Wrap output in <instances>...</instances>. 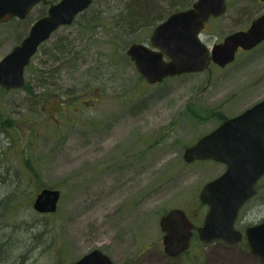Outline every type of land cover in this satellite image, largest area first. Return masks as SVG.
Listing matches in <instances>:
<instances>
[{
  "label": "rangeland",
  "instance_id": "1",
  "mask_svg": "<svg viewBox=\"0 0 264 264\" xmlns=\"http://www.w3.org/2000/svg\"><path fill=\"white\" fill-rule=\"evenodd\" d=\"M132 1L92 0L37 51L22 88L0 90V264H68L95 249L115 264H262L244 243L203 244L196 234L189 251L168 257L159 220L181 209L201 226L199 192L224 166L186 163L184 149L264 99V44L223 69L147 85L126 49L195 0H151L152 23L130 28ZM250 12L264 2L227 0L200 39L210 47L246 28ZM27 24H0V60ZM45 188L60 192L54 213L32 207ZM240 214L242 226L264 220V178Z\"/></svg>",
  "mask_w": 264,
  "mask_h": 264
},
{
  "label": "water",
  "instance_id": "2",
  "mask_svg": "<svg viewBox=\"0 0 264 264\" xmlns=\"http://www.w3.org/2000/svg\"><path fill=\"white\" fill-rule=\"evenodd\" d=\"M42 0H0V24L17 17L24 19ZM264 1V0H262ZM92 0H60L51 5L48 16L38 20L22 42L0 60V87L20 89L24 69L41 42L60 25H70ZM226 11V0H196L191 8L174 12L158 24L149 45L132 43L126 55L138 75L149 85L166 78L203 71L208 59L223 67L232 62L238 48L249 50L264 41V14L250 28L226 36L222 43L207 47L199 33L210 17ZM186 163L212 160L225 165L224 172L201 188L199 201L207 206L197 236L204 244L222 240L240 241L234 227L242 205L255 194V184L264 175V99L241 114L226 119L210 133L184 149ZM60 197L58 190L45 188L32 204L38 213H53ZM163 251L177 257L189 248L194 225L181 209H171L159 220ZM248 251L264 264V221L245 230ZM68 264H115L98 249Z\"/></svg>",
  "mask_w": 264,
  "mask_h": 264
},
{
  "label": "flooded vegetation",
  "instance_id": "3",
  "mask_svg": "<svg viewBox=\"0 0 264 264\" xmlns=\"http://www.w3.org/2000/svg\"><path fill=\"white\" fill-rule=\"evenodd\" d=\"M60 0H42V1H40L39 3H37L31 10H30V12L28 13V15L24 18V19H19V18H17V17H14V18H12L10 21H12V20H17V21H26L28 24H27V27H26V34H25V36L22 38V40L25 38V37H27L28 35H29V32H30V30H31V27L38 21V20H40V19H42V18H45V17H47L48 16V10H49V8L51 7V5H53V4H56L57 2H59ZM227 1V0H226ZM260 2H264V1H262V0H259ZM194 2H192L191 3V5H189L187 8H184V9H182V10H179V11H183V10H186V9H189V8H191V6H192V4H193ZM226 4H227V2H226ZM227 8V7H226ZM227 10V9H226ZM175 12H178V11H175ZM83 12H81V13H79V14H77L76 15V17L74 18V20H73V22L70 24V25H72L73 23H74V21L76 20V18L79 16V15H81ZM174 13V12H173ZM172 14V13H171ZM170 14V15H171ZM225 14V13H224ZM223 14V15H224ZM251 12H250V16H249V20H248V26L246 27V28H239V29H236V30H233V31H231L230 33H228V34H226L221 40H217V41H215L210 47H212V46H214V45H217V44H220V43H222L223 42V40H224V38L226 37V36H228V35H230V34H232V33H234V32H237V31H244V30H247L248 28H250V25L252 24V22L255 20V19H257L259 16H261V15H263L264 14V12H262L261 14H259L258 16H256V17H252L251 18ZM223 15H221V16H219V17H210L209 19H208V21L204 24V27H203V29L201 30V32H200V34H199V37L201 36V34H203V33H205V34H207L208 33V31H207V25L211 22V21H213V20H216V19H219V18H221ZM164 21V20H163ZM163 21H161V22H163ZM160 22V23H161ZM160 23H158V24H160ZM157 24V25H158ZM70 25H60V26H58L55 30H53L51 33H50V35L48 36V38L46 39V40H44L43 42H41L40 44H39V46L37 47V50H36V52L34 53V55L37 53V51L42 47V46H44V44L45 43H47V42H49L51 39H54L55 38V40H54V43L56 44L57 43V40H58V38L56 37V34L63 28V27H68V26H70ZM156 25V26H157ZM155 26V27H156ZM153 29H154V27H153ZM152 29V30H153ZM151 33H152V31H151ZM151 35V34H150ZM149 39H150V36H149V38H148V41H147V44L146 45H149ZM22 40L17 44V45H19L21 42H22ZM202 41V40H201ZM205 44V43H204ZM261 44H264V41H262L261 43H259V44H257L256 46H254L253 48H251V49H249V50H243L242 48H238L237 49V51H236V53H235V57H234V61H235V59H236V57L240 54V53H243V52H250V51H252L253 49H255L256 47H258V46H260ZM16 45V46H17ZM206 45V44H205ZM15 47V46H14ZM13 47V48H14ZM12 48V49H13ZM43 48V47H42ZM11 49V50H12ZM56 49H58V47L56 48ZM43 53L44 54H48L47 53V50H44L43 51ZM34 55L31 57V59L34 57ZM30 59V60H31ZM233 61V62H234ZM29 63H30V61H29ZM232 63V62H231ZM231 63H229V64H231ZM229 64H227V65H229ZM29 65V64H28ZM28 65L26 66V68L28 67ZM227 65H225V66H223V67H220V66H218V65H216V64H214L211 60H210V58L208 59V62H207V66H206V68H205V70L204 71H210V69L211 68H213V67H215V68H217V69H223V68H225ZM26 68L24 69V74H25V70H26ZM203 71V72H204ZM15 90V89H14ZM6 91H12V90H6ZM261 101V100H260ZM259 102V101H258ZM258 102H256V103H258ZM255 103V104H256ZM255 104H253V105H255ZM252 105V106H253ZM252 106H249L247 109H250ZM247 109H245V110H247ZM245 110H243L242 112H244ZM241 112V113H242ZM241 113H239V114H241ZM238 114V115H239ZM237 116V115H236ZM233 117H235V116H233ZM230 118H232V117H230ZM226 119H228V118H223L222 120H220L219 121V124L215 127V128H217L220 124H222ZM214 128V129H215ZM213 129V130H214ZM212 130V131H213ZM211 132V131H210ZM208 134V133H207ZM206 135V134H205ZM219 164H221V165H223L224 166V169H225V165L224 164H222V163H219ZM222 174V173H221ZM262 178H264V176H262L259 180H258V182L262 179ZM258 182L256 183V185H255V190H256V194H257V184H258ZM255 194V195H256ZM255 197V196H254ZM250 201V199L246 202V203H248ZM245 205V204H244ZM244 205L242 206V208L239 210V213H238V216H237V218H236V220H235V223H234V227H235V229L237 230V231H239L240 233H241V239H240V241L239 242H237V243H235V244H227V243H225V242H223V241H221V240H219L221 243H222V245L224 246V247H236L237 246V244H239V243H244L245 244V246H246V249H247V251H248V247H247V244H246V240H245V230H246V228H248V227H250V225H247V226H242L243 225V223H240L241 222V217H240V212L242 211V209H243V207H244ZM197 235V229H196V226L194 225V229H193V231H192V236H191V238H190V244H189V248L185 251V252H187V251H189L190 250V248H191V244H192V239H193V237H194V235ZM197 238H198V236H197ZM198 240H199V238H198ZM200 241V240H199ZM201 242V241H200ZM184 252V253H185ZM248 253L250 254V252L248 251ZM182 255V254H181ZM179 257V256H178Z\"/></svg>",
  "mask_w": 264,
  "mask_h": 264
},
{
  "label": "trees",
  "instance_id": "4",
  "mask_svg": "<svg viewBox=\"0 0 264 264\" xmlns=\"http://www.w3.org/2000/svg\"><path fill=\"white\" fill-rule=\"evenodd\" d=\"M137 5V9L135 10V11H131L130 10V12L129 11H127V12H129L130 13V20H131V23L129 24L130 25V28L133 26V25H135V24H137V25H146V24H148V23H152V19H151V17H152V13H154V12H156L153 8L154 7H152V1L151 0H149V2L148 3H146V4H140L139 3V0H133L132 1V4L131 5ZM130 5V6H131ZM135 7V6H134ZM152 7V8H151ZM136 8V7H135ZM130 9V7H128V9L127 10H129ZM79 16H81V15H79ZM128 22V21H127ZM125 23V22H124ZM140 78V77H139ZM141 79V78H140ZM0 90L1 91H5V90H3V89H1L0 88Z\"/></svg>",
  "mask_w": 264,
  "mask_h": 264
}]
</instances>
